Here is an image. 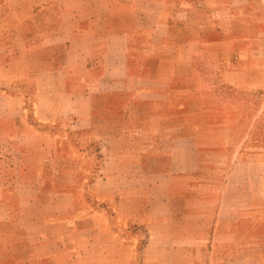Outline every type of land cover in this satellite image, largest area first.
Masks as SVG:
<instances>
[{
  "label": "crops",
  "instance_id": "crops-1",
  "mask_svg": "<svg viewBox=\"0 0 264 264\" xmlns=\"http://www.w3.org/2000/svg\"><path fill=\"white\" fill-rule=\"evenodd\" d=\"M176 4L0 0V264H264V156L204 155L192 62L264 69V0Z\"/></svg>",
  "mask_w": 264,
  "mask_h": 264
},
{
  "label": "rangeland",
  "instance_id": "rangeland-1",
  "mask_svg": "<svg viewBox=\"0 0 264 264\" xmlns=\"http://www.w3.org/2000/svg\"><path fill=\"white\" fill-rule=\"evenodd\" d=\"M174 12L179 27L178 0ZM206 48L209 47L205 45L202 51L193 54L192 60L197 93L204 104L200 120L207 130H223L222 136L208 134L207 139L217 140L220 136L223 142L218 149L201 151L207 157L217 158H229L235 153L238 157L264 156V69L251 66L243 70V59L238 54L211 52ZM232 80L241 83L234 85ZM226 169L224 165H208L209 172L225 174Z\"/></svg>",
  "mask_w": 264,
  "mask_h": 264
}]
</instances>
